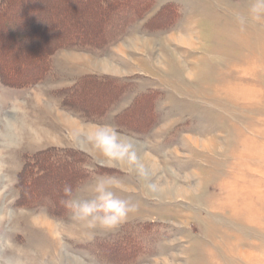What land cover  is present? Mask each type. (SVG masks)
Instances as JSON below:
<instances>
[{
	"label": "rangeland",
	"instance_id": "374dc122",
	"mask_svg": "<svg viewBox=\"0 0 264 264\" xmlns=\"http://www.w3.org/2000/svg\"><path fill=\"white\" fill-rule=\"evenodd\" d=\"M35 2L46 31H82L102 17L54 14L71 0ZM51 42L39 35L14 59L8 44L0 64L22 76L17 60ZM90 71L125 86L95 122L62 105L63 88ZM144 94L148 110L129 120L140 132L118 126L116 116ZM108 98L87 91L83 101ZM52 146L91 156L90 177L69 199H94L104 180L133 207L127 217L105 227L74 219L69 207L52 217L17 206L23 155ZM71 174L57 169L33 191L53 192ZM0 264H264V2L151 0L105 48L58 50L29 88L0 82Z\"/></svg>",
	"mask_w": 264,
	"mask_h": 264
},
{
	"label": "trees",
	"instance_id": "16d2710c",
	"mask_svg": "<svg viewBox=\"0 0 264 264\" xmlns=\"http://www.w3.org/2000/svg\"><path fill=\"white\" fill-rule=\"evenodd\" d=\"M35 1L37 0H0V51L5 50L8 44H14L16 47L10 52V58L14 59L13 56L20 52L21 47L37 39L39 35L52 39L47 47L41 49L40 54L37 44H32L31 55L17 60L16 69H19L22 76L15 73V68L3 67L0 64V82L13 89L29 88L40 82L51 69L53 55L60 49L96 51L119 40L129 25L142 17L151 3V0H71L70 4L64 3L55 7L54 14L63 10L64 14L71 15L74 10H83L89 16L97 13L102 17L91 26L82 25V31L65 29L46 31L42 29L41 22L45 9L37 6ZM24 5L29 6L23 7ZM80 7L86 9H78ZM49 22L47 21V24H50ZM124 88L123 83L116 77L95 73L84 74L73 85L63 88L62 105L79 113L83 120L95 122L97 118H104L112 104L109 102L113 101ZM87 91H105L109 98L101 104H92L83 101ZM148 95L150 94L141 95L129 109L116 116V124L139 133V126L129 120L136 121L133 120L136 115L141 114L145 108L148 110L149 104L145 101L151 98ZM89 160L91 156L84 151L67 147L52 146L23 155L22 168L17 172L15 181V189L19 193L16 205L32 209L45 208L50 216L63 217L68 211L64 201L69 200L63 189L65 185H70L74 191L90 177L91 171L87 168ZM57 169L72 173L68 181L60 184L53 192L40 190L41 192L35 194L32 186L40 182L47 183L48 177L50 178Z\"/></svg>",
	"mask_w": 264,
	"mask_h": 264
},
{
	"label": "clouds",
	"instance_id": "9594fccd",
	"mask_svg": "<svg viewBox=\"0 0 264 264\" xmlns=\"http://www.w3.org/2000/svg\"><path fill=\"white\" fill-rule=\"evenodd\" d=\"M264 2V0H262ZM103 134H97V146L105 151L108 155L107 147L100 138ZM116 133L111 134V139L115 140ZM107 181L100 180L96 186V197L91 200L72 201L71 199L64 201L66 206L72 209L74 219L84 220L91 218L99 221L105 227H114L119 224L128 213L133 210V207L125 200L115 196V194L108 189ZM64 194L71 197L73 189L70 185H65Z\"/></svg>",
	"mask_w": 264,
	"mask_h": 264
},
{
	"label": "crops",
	"instance_id": "0c3cea01",
	"mask_svg": "<svg viewBox=\"0 0 264 264\" xmlns=\"http://www.w3.org/2000/svg\"><path fill=\"white\" fill-rule=\"evenodd\" d=\"M91 73H95V74H103L102 72H94V71H90V72H87V73H83V75L84 74H91ZM106 74V73H105ZM18 90H21V89H18ZM79 122H81V121H79ZM81 124V123H80ZM103 127V126H102ZM101 126H99V128H102ZM88 128H89V125H88ZM107 128V130H109L108 129V127H106ZM105 128V129H106ZM89 130L91 131V127L89 128Z\"/></svg>",
	"mask_w": 264,
	"mask_h": 264
},
{
	"label": "bare ground",
	"instance_id": "6f19581e",
	"mask_svg": "<svg viewBox=\"0 0 264 264\" xmlns=\"http://www.w3.org/2000/svg\"><path fill=\"white\" fill-rule=\"evenodd\" d=\"M94 128H95V127L91 126V131H90V133L92 132V134H91L90 136H96V132H93V131H94ZM160 191H162V190H160Z\"/></svg>",
	"mask_w": 264,
	"mask_h": 264
}]
</instances>
